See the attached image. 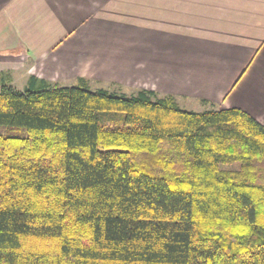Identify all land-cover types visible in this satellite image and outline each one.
I'll list each match as a JSON object with an SVG mask.
<instances>
[{
    "label": "trees",
    "instance_id": "obj_1",
    "mask_svg": "<svg viewBox=\"0 0 264 264\" xmlns=\"http://www.w3.org/2000/svg\"><path fill=\"white\" fill-rule=\"evenodd\" d=\"M42 82L0 80V264H264L263 123Z\"/></svg>",
    "mask_w": 264,
    "mask_h": 264
},
{
    "label": "crops",
    "instance_id": "obj_2",
    "mask_svg": "<svg viewBox=\"0 0 264 264\" xmlns=\"http://www.w3.org/2000/svg\"><path fill=\"white\" fill-rule=\"evenodd\" d=\"M80 79L264 124V0H0L1 81Z\"/></svg>",
    "mask_w": 264,
    "mask_h": 264
},
{
    "label": "rangeland",
    "instance_id": "obj_3",
    "mask_svg": "<svg viewBox=\"0 0 264 264\" xmlns=\"http://www.w3.org/2000/svg\"><path fill=\"white\" fill-rule=\"evenodd\" d=\"M110 89V88H109ZM142 89V88H141ZM111 91H114L113 90V88L111 87V89H110ZM121 90H124V93H128L129 94V92L130 91H128L127 89L125 90V89H122L121 88ZM140 90V89H139ZM137 92V91H136ZM136 92H134V93H136ZM133 94V93H132ZM184 107V106H183ZM187 107H189V109H195V111H202V110H199L200 108L198 107V106H187ZM186 107V108H187ZM205 110H207V109H205ZM0 132H2V133H6V134H12V135H18V134H20L21 133V131L18 129V128H16V127H10V126H3V127H0Z\"/></svg>",
    "mask_w": 264,
    "mask_h": 264
}]
</instances>
